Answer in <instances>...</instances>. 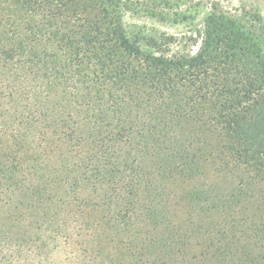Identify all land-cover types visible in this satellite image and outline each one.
I'll list each match as a JSON object with an SVG mask.
<instances>
[{"label":"trees","instance_id":"1","mask_svg":"<svg viewBox=\"0 0 264 264\" xmlns=\"http://www.w3.org/2000/svg\"><path fill=\"white\" fill-rule=\"evenodd\" d=\"M120 2L0 0V201L15 203L12 228L29 219L102 264H264V198L236 207L264 183V25L213 8L185 38L195 50H181L167 33L127 35ZM213 159L223 184L175 191ZM181 207L208 219L190 259ZM12 228L0 229L1 259L13 248L33 264Z\"/></svg>","mask_w":264,"mask_h":264},{"label":"rangeland","instance_id":"2","mask_svg":"<svg viewBox=\"0 0 264 264\" xmlns=\"http://www.w3.org/2000/svg\"><path fill=\"white\" fill-rule=\"evenodd\" d=\"M122 23L125 32L130 37L137 34H159L167 33L174 35L181 45V50H195L194 42H190L189 37L193 35L196 29L201 28L203 20L216 8L230 13L246 17H258L264 25V0H121ZM185 43V44H184ZM203 175L193 181L183 184L177 182V192L182 188L190 187L198 183H218L225 182V171L218 160H210L203 164ZM264 198V183H255L247 192L241 196L237 203V212L239 214L257 211V203ZM18 215V210L14 204H8L0 201V229L9 230L14 225L12 220ZM177 218L188 232L186 235V245L184 247V257L190 259L197 256L200 246L195 232L196 225L200 222L208 221L207 217H199L184 207L178 209ZM10 219V220H9ZM214 219H217L214 218ZM29 219L21 222L18 228H12V231L18 234L24 233L20 241L24 242L22 257H27L34 264H102L100 261H92L88 258H82L74 253L73 244L68 246L64 244L62 237H57L49 243L38 232L28 227ZM33 223V222H32ZM31 224V223H30ZM31 233H27L28 230ZM23 236H25L23 238ZM46 242L47 247L42 244ZM10 264H20L22 259L18 258V251L11 248ZM0 264H5L1 259ZM23 264V263H22Z\"/></svg>","mask_w":264,"mask_h":264}]
</instances>
